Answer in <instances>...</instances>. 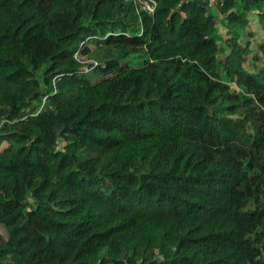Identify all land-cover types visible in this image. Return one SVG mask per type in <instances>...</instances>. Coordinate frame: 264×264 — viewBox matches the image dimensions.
Instances as JSON below:
<instances>
[{
	"label": "trees",
	"instance_id": "trees-1",
	"mask_svg": "<svg viewBox=\"0 0 264 264\" xmlns=\"http://www.w3.org/2000/svg\"><path fill=\"white\" fill-rule=\"evenodd\" d=\"M253 17L264 0H0V264H264Z\"/></svg>",
	"mask_w": 264,
	"mask_h": 264
},
{
	"label": "rangeland",
	"instance_id": "rangeland-1",
	"mask_svg": "<svg viewBox=\"0 0 264 264\" xmlns=\"http://www.w3.org/2000/svg\"><path fill=\"white\" fill-rule=\"evenodd\" d=\"M215 14H216V16H217V18H218V22H219V30H220V32L224 35L225 32H226V28L224 27V24H223V21H222L223 15H222L220 12H216ZM252 23L255 24V25L257 26V31L255 32V33H256L255 38H256V39H258V38H262V39H264V29L262 28V26L260 25V23L258 22V19H257L256 17H253V18H252ZM255 41H256V40H255ZM255 50H257V46H256V44L252 45V47H251V53H250V54L252 55L253 52H254ZM251 55H250V56H251ZM249 58H251V57H249ZM87 67H89V66H88V62H87V64H85V65L83 66V68H87ZM92 68L94 69L95 66H93ZM0 103H1V105H2L3 107H5L6 110H9V106H8L9 103H8V101H7L4 97H2V96H0Z\"/></svg>",
	"mask_w": 264,
	"mask_h": 264
},
{
	"label": "water",
	"instance_id": "water-1",
	"mask_svg": "<svg viewBox=\"0 0 264 264\" xmlns=\"http://www.w3.org/2000/svg\"><path fill=\"white\" fill-rule=\"evenodd\" d=\"M66 129H67V127L64 126V127L60 128V129L58 130V133H59V135H60L61 137H64V131H65Z\"/></svg>",
	"mask_w": 264,
	"mask_h": 264
},
{
	"label": "built area",
	"instance_id": "built-area-1",
	"mask_svg": "<svg viewBox=\"0 0 264 264\" xmlns=\"http://www.w3.org/2000/svg\"><path fill=\"white\" fill-rule=\"evenodd\" d=\"M149 10H150L151 12H153V11H154V7H153V6H149Z\"/></svg>",
	"mask_w": 264,
	"mask_h": 264
}]
</instances>
